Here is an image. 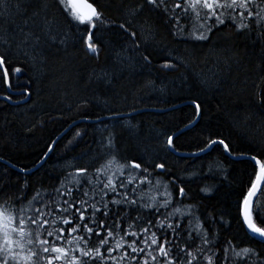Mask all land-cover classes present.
I'll return each mask as SVG.
<instances>
[{"label":"trees","instance_id":"trees-1","mask_svg":"<svg viewBox=\"0 0 264 264\" xmlns=\"http://www.w3.org/2000/svg\"><path fill=\"white\" fill-rule=\"evenodd\" d=\"M5 2L6 13L0 17V56L6 58L13 87L0 80V209H15L17 215L25 217L33 215L37 206L59 196L57 188H73V197L91 203L93 195L99 199L109 176L119 185L121 180L126 181L129 171L136 172L129 169L121 176L115 166L107 169L106 156L110 154L119 162L136 161L142 168H149L150 183H139L146 175L141 171L128 185L129 198L136 199L137 205L151 204V198L156 197L159 207L165 202V184L172 192V203L159 211L128 207L126 203L117 206L111 200H123V195L109 193V216L96 214V221L103 220L105 230L111 227L114 232L102 249L105 255L125 229L141 233L149 221L155 225L161 219L173 226L180 224L175 232L163 230L171 241L169 256L174 264H187L191 259L187 251L197 256L192 264H208L205 257H211L214 264H245L235 255L244 247L260 254L248 257L249 264L264 258V242L246 231L241 217L242 197L257 167L250 160L230 158L256 156L264 162V13L260 12L264 0L249 4L252 19H241L236 13L237 24H247V28L237 31V24L231 22L213 26L205 41H196L191 35L205 31L201 24L207 28L214 22L193 12L177 9L181 22L174 26V19L146 0H88L102 14L103 22L97 21V28L92 30L100 46L98 57L85 46L87 26L70 23L68 12L58 0ZM166 2L170 9L174 6L172 0ZM121 24L124 29L119 27ZM25 33L38 36L39 43L30 40L23 45ZM145 55L148 62L143 59ZM166 62L174 63L175 68H162ZM15 67H21L22 72L12 74ZM5 96L10 99L5 100ZM196 104L200 105L199 111ZM169 137H173L174 152L199 155L182 157L172 153L167 145ZM213 139H223L229 145L228 156L218 144L202 153ZM160 163L165 165L162 171L155 167ZM82 168L88 171L80 178L77 190L72 180ZM87 176H91L92 185L87 183ZM181 187L185 190L182 199L178 197ZM84 190L89 197H83ZM38 191L39 197L29 205ZM51 206H55L54 200ZM253 207L259 210L258 225L264 226V188ZM74 212L72 209L45 217L50 225L55 220V227L65 228L64 241L48 237L46 232L42 238L50 245L54 242L67 249L74 247L66 243L73 238L68 237L67 230L76 223H87L91 209L85 213L84 222ZM69 215L72 224L59 222ZM152 231L163 239L162 230L153 226L141 235V240ZM79 234L87 236L82 226ZM205 234L211 242L207 246ZM99 239L93 233L88 247L98 246ZM133 239L127 236L125 248L114 251L113 257L128 250L127 242ZM137 245L143 246L140 241ZM149 246L156 261L146 256L149 249H145L135 264H141L144 258L149 264H166L158 254L159 245L151 246L149 241ZM70 255L99 264V260L81 258L79 252ZM132 256L135 254L129 250ZM108 264H112L111 258ZM118 264L131 261L118 260Z\"/></svg>","mask_w":264,"mask_h":264},{"label":"snow or ice","instance_id":"snow-or-ice-1","mask_svg":"<svg viewBox=\"0 0 264 264\" xmlns=\"http://www.w3.org/2000/svg\"><path fill=\"white\" fill-rule=\"evenodd\" d=\"M59 5L63 7L65 12H68L70 17V23L74 22L78 25H86L87 26V36L84 40L85 46L90 54L95 57L99 55V44L95 40V35L92 30L97 28V21H102V14L98 12L97 8H95L91 3H88L87 0H58ZM146 3L153 6L154 9H159L163 11L166 15H168L169 19H174L175 25L180 24V19L178 18L179 14L176 13L177 9L187 13L188 9H191L192 12L195 13L197 17L200 16L199 9L205 10V16L208 21H213L214 24L208 25L205 28L204 24L200 25L201 29H205V31L199 32V34L193 32L191 38L196 41H205L209 38L208 33L211 32L213 26L220 27L226 25L228 22L232 24H237L236 13L240 16L241 19H252L253 12L249 7V4L254 3V0H175L174 6L169 8L166 0H146ZM0 7L7 8L5 0H0ZM231 10V11H228ZM261 13H264V8L260 9ZM38 13H34L36 15ZM247 14V15H245ZM259 15V13H257ZM261 19H264V16H261ZM121 29H124V25H119ZM247 24H237V31H241L244 28H247ZM127 31V29H125ZM183 31V29H181ZM175 35V33H173ZM135 35V33H133ZM25 39L22 41L23 45H28L30 40L34 42V44H38L40 38L38 36L33 37L31 33L24 34ZM53 43H55V38H52ZM139 47V45H137ZM24 55H28L27 51H24ZM143 59L148 62L149 57L145 55ZM6 58L4 56H0V80L3 83L7 84L9 88L13 87L10 82V72L9 69L5 66ZM174 63H164L162 68L164 69H173L175 68ZM22 72L21 67H15L12 74H20ZM25 94H29L27 89H25ZM5 100H9V96L4 97ZM196 109L199 111L200 105L196 104ZM79 135V133H77ZM222 145L225 152H230L229 145L223 140H211V142L207 145V148H212L213 145ZM167 145L169 148L173 146V138L169 137L167 140ZM109 147H111V142L109 143ZM251 159L255 161V165L257 167V171L255 172V178L251 182L247 192L242 197L241 209H242V217L244 224L246 225L250 234L255 235L258 239L264 242V226L258 225V209L254 210V203L257 197V193L264 188V162L258 159L256 156H252ZM115 166V170L120 173L121 176H124L125 171L129 169L136 170L135 173L129 171L128 178L125 180H121L119 185L113 180L111 176L108 177L107 182L103 184V188L100 189L99 199H96V196L93 195L91 199V203L88 199H79L73 197V188H68L66 191H61L60 188L56 189V192L59 193L58 197H51L48 203L40 204L35 208V213L33 215H29L25 217L24 215H17L15 209L9 211L6 208L0 209V264H41L42 261L46 260V264H55L56 261H61L62 264H89L86 259H78L75 255H70V252H79V256L81 258H90L91 260H99V264H108L109 258H111L112 264H118V260L130 259L131 264H135V260L139 257L140 253L145 252V249H149L146 253V256H151L152 261H156L157 256L152 254L150 250L149 241L151 246H158V254L161 255L166 264H174L173 259L170 258L169 254L172 251L169 245L171 244L170 239L168 238L167 233H164L163 230L165 228L171 229L175 232L176 229L180 227V224L177 223L175 226L171 223L162 222L161 219H158L155 222V225L149 221V226L144 227L141 233H138L135 230L125 229L124 235L121 236L119 240H116V243L112 247H108L106 249V255L102 252V249L105 245L108 244L109 239L114 237V232L111 227L105 230L104 221L101 220L99 222L96 221V214L101 213L104 217L109 216V204L107 201V196L109 193H116V195H123V200L112 199L111 203L113 205H121L127 204L128 207H137V208H146L148 210L155 209L159 211L160 208H167L172 203V192L168 190V185H164L165 189V202L159 207H157L156 197H152L151 204H140L137 205L136 199H130L128 195V185H132L133 181L137 179L139 173L142 171L146 175L140 178L139 183L144 184L145 182H151L149 180V176L151 173L149 172V168L145 165L142 168V164L136 161H128L127 163L119 162L115 155H113L106 163L105 167L107 169H112ZM159 170H163L165 165L163 163L157 164L155 166ZM88 171L87 168L79 169L75 176L73 177L72 183L77 186V190L81 187V177H85V173ZM87 183L89 185L93 184V180L91 176L86 177ZM160 181L157 180V186L160 185ZM61 188L64 185L61 183ZM138 187V185H137ZM130 191H135V188H132ZM39 191L32 196L29 201V205H31L32 201H36L37 197H39ZM185 196V190L183 187L179 189L178 197L183 198ZM64 197H69L70 199H64ZM83 197H89V192L87 190L83 191ZM143 199V197H141ZM17 200H20L23 203V200L20 196H17ZM51 200L55 201V206H51ZM102 203V207L100 206ZM80 205H84L81 207ZM47 209V211H45ZM75 209L74 215L79 216V221H85V213L89 212L91 209L90 216L88 218L87 223H76L73 227L67 230L68 237L66 243L68 245H74L71 249H67L65 247L56 246L53 242L50 245V242L46 238H42L44 232H46L48 237H55L56 240L64 241L65 239V228H57L55 227L57 221H50L46 219L47 216H52L56 213H69L70 210ZM24 209H21L23 212ZM178 212L179 209H176ZM190 214V213H188ZM163 215V214H162ZM63 225L72 224V217L69 215L68 217H62L61 221ZM264 223V221H261ZM92 225H96L94 228ZM81 226L83 227V232L87 234V236L83 234H79L81 231ZM158 227L162 230L161 234L163 235V239L161 240V236L157 234L156 231H152L150 235H146L143 240H141V235L147 234L149 232L150 227ZM51 227L52 230H49ZM119 223L116 224V228L119 229ZM131 228V226H130ZM93 233H95L96 237H100L98 246L89 248V242L92 239ZM74 234H77L74 236ZM178 235V234H177ZM127 236H131L134 239L130 242H127V249L123 252L120 257H113L114 251H119L120 249L125 248L124 240ZM137 241L143 245L139 247L137 245ZM205 246L211 243L207 234L204 236ZM81 243L83 247H81ZM232 242L229 241V244ZM34 245L35 247L28 248L27 246ZM129 250L131 253H134L135 256L129 257ZM199 251V249H197ZM180 252H185L184 248H180ZM225 258H227L228 249H224ZM26 253V254H24ZM42 254H54L48 257L43 256ZM187 256L191 259L187 261V264H192L193 260L197 259L196 254L193 251H187ZM235 255L237 257H241L245 260V264H249L248 257H257L260 254L250 248L244 247L240 250V252H236ZM208 264H214V261L211 257H205ZM141 264H149V261L144 258L141 260ZM256 264H264V258L256 261Z\"/></svg>","mask_w":264,"mask_h":264},{"label":"water","instance_id":"water-1","mask_svg":"<svg viewBox=\"0 0 264 264\" xmlns=\"http://www.w3.org/2000/svg\"><path fill=\"white\" fill-rule=\"evenodd\" d=\"M88 2V1H87ZM89 3V2H88ZM17 94H19V93H17ZM196 121L197 120H195L191 125H189L186 129H188V128H191L195 123H196ZM73 126V125H72ZM173 138V137H172ZM169 148V147H168ZM169 150L172 152V153H174V154H176V155H178V156H182V157H196V156H198L199 154H179V153H176V152H174V150L172 149V147L171 148H169ZM210 149L208 148L206 151H204V152H202V153H206V152H208ZM51 151V149L48 151V153ZM226 155L228 156V152H226ZM230 158H232V159H234V160H241V159H247V160H250L251 162H253V163H255V161H253L252 159H251V157L249 158V157H238V158H234V157H230ZM44 161V159L33 169V170H35L36 168H38L41 164H42V162ZM32 170V171H33ZM260 192V191H259ZM259 192L257 193V196H258V194H259ZM257 198V197H256ZM256 198H254L255 200H256ZM241 217H242V209H241ZM242 222H243V224H244V221H243V217H242ZM244 227H245V229H246V231L249 233V231H248V229H247V227H246V225L244 224ZM250 234V233H249ZM252 237H254L255 239H257V240H260V239H258L255 235H252V234H250ZM261 241V240H260Z\"/></svg>","mask_w":264,"mask_h":264},{"label":"rangeland","instance_id":"rangeland-1","mask_svg":"<svg viewBox=\"0 0 264 264\" xmlns=\"http://www.w3.org/2000/svg\"><path fill=\"white\" fill-rule=\"evenodd\" d=\"M172 1L175 2V0H172ZM181 2H183V0H181ZM0 9H1L0 10V17H1L2 13H6V10L3 7H0ZM188 11L192 12V10H188ZM199 11H200V17L204 18V20H207V18L205 16V10L204 9H199ZM193 30H195V29H193ZM106 157L110 159L112 156L110 154H108V156H106ZM125 172H128V171H125ZM117 173H119V172H117ZM24 254H26V253H24Z\"/></svg>","mask_w":264,"mask_h":264},{"label":"bare ground","instance_id":"bare-ground-1","mask_svg":"<svg viewBox=\"0 0 264 264\" xmlns=\"http://www.w3.org/2000/svg\"><path fill=\"white\" fill-rule=\"evenodd\" d=\"M88 1V0H87ZM89 3H91V2H89ZM95 7V6H94ZM243 22V21H242ZM211 149V148H210Z\"/></svg>","mask_w":264,"mask_h":264}]
</instances>
